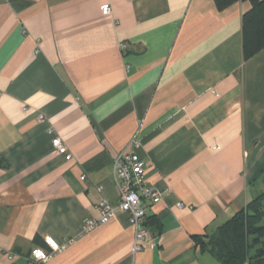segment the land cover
Returning <instances> with one entry per match:
<instances>
[{
	"label": "crops",
	"instance_id": "crops-1",
	"mask_svg": "<svg viewBox=\"0 0 264 264\" xmlns=\"http://www.w3.org/2000/svg\"><path fill=\"white\" fill-rule=\"evenodd\" d=\"M249 6L0 0V264H221L192 235L264 186V48L242 56ZM131 139L163 192L146 214L154 244L135 253L119 210L83 231L101 198L117 204L113 158ZM45 236L74 242L34 260Z\"/></svg>",
	"mask_w": 264,
	"mask_h": 264
},
{
	"label": "trees",
	"instance_id": "trees-1",
	"mask_svg": "<svg viewBox=\"0 0 264 264\" xmlns=\"http://www.w3.org/2000/svg\"><path fill=\"white\" fill-rule=\"evenodd\" d=\"M238 1L250 4L242 14V56L246 59L264 48V0H213L218 10ZM0 167H7L1 154ZM192 239L221 264H264V186L212 234L192 235Z\"/></svg>",
	"mask_w": 264,
	"mask_h": 264
},
{
	"label": "built area",
	"instance_id": "built-area-1",
	"mask_svg": "<svg viewBox=\"0 0 264 264\" xmlns=\"http://www.w3.org/2000/svg\"><path fill=\"white\" fill-rule=\"evenodd\" d=\"M101 11L103 14H109L110 5L103 4ZM40 118L43 119V115H40ZM51 146L65 160L71 159V152L58 135L51 138ZM137 146L138 141L131 139L113 158L114 184L118 192L117 204L112 205L106 199L101 198L97 202L98 216L87 218L83 224V231H88L108 221L116 210L123 212L127 222L133 227L132 251L134 253L140 251L145 244H154V238L145 224V216L149 205L158 202L163 195V192L146 183L145 161L136 153ZM80 178L83 179L84 175ZM177 206L183 207V203L178 202ZM43 241L47 249L33 247L30 256L34 260L45 262L53 254L72 244L74 238H67L59 243L52 237L45 236Z\"/></svg>",
	"mask_w": 264,
	"mask_h": 264
}]
</instances>
